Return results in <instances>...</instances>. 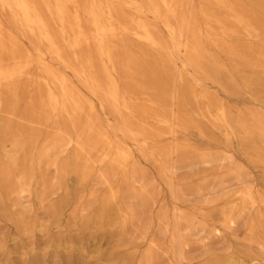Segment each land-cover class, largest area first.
<instances>
[{"label":"bare ground","instance_id":"1","mask_svg":"<svg viewBox=\"0 0 264 264\" xmlns=\"http://www.w3.org/2000/svg\"><path fill=\"white\" fill-rule=\"evenodd\" d=\"M199 1L196 9L190 0H0V147L9 142L14 151L26 150L23 162L13 158L14 171L0 162V200L1 192H30L35 165L52 164L59 180L73 174L80 183L98 168L107 188L94 220L116 228L115 249L125 248L135 263L194 264L187 257L191 238L222 234L248 209L231 251L195 264H264V149L257 142H264V112L234 114L224 103H204L197 88L210 70L224 68L209 45L264 102V0ZM203 120L226 140L248 145L259 187L217 220L180 210L122 212L118 181L137 180L132 145L159 157L163 170L171 154L190 149L179 131L201 133ZM57 146L72 150L58 165L50 162ZM127 234L132 239L122 242Z\"/></svg>","mask_w":264,"mask_h":264},{"label":"rangeland","instance_id":"2","mask_svg":"<svg viewBox=\"0 0 264 264\" xmlns=\"http://www.w3.org/2000/svg\"><path fill=\"white\" fill-rule=\"evenodd\" d=\"M190 1L197 9L200 1ZM234 1L249 5L258 0ZM159 31L166 37L161 28ZM207 48L218 56L224 68L210 70L209 76L199 80L197 88L206 94L204 103H224L234 114L238 110L264 112L262 95L257 88L246 87L230 70L224 55L209 45ZM194 77L196 73L190 69L187 78L191 81ZM201 124V133L194 128L179 131L178 140L190 149L171 154L163 170L159 157H150L147 150L143 154L132 145L137 180L128 185L118 181L120 192L116 206L122 212L138 217L162 211L172 215L180 210L217 220L222 211L229 210L247 191L259 187L261 172L254 167L248 145L237 137L226 140L223 130L214 128L208 120ZM170 141L161 139L164 144ZM257 142L264 149V142ZM25 151L23 148L14 151L5 142L0 147V162L12 166L14 157L23 162ZM71 151L69 147L57 146L50 154V162L58 165ZM100 170L96 168L92 176L80 183L73 174L59 180L52 164L41 168L35 165L30 192L9 195L1 192L0 264H137L125 248L115 249L119 242L116 228L108 223L96 225L94 220L107 188L99 177ZM12 180L16 183L17 177ZM142 190L147 193L145 199L139 195ZM248 214V209H244L232 228L222 234L208 231L193 236L187 253L189 261L195 264L209 255L230 252L244 234ZM136 225L139 224L136 222L132 228ZM132 235L122 236V242L128 243ZM154 264L168 262L159 259Z\"/></svg>","mask_w":264,"mask_h":264}]
</instances>
